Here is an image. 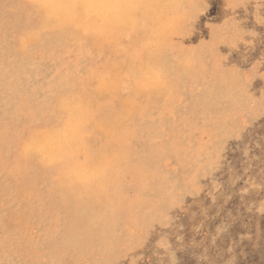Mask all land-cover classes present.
<instances>
[{
	"label": "rangeland",
	"instance_id": "1",
	"mask_svg": "<svg viewBox=\"0 0 264 264\" xmlns=\"http://www.w3.org/2000/svg\"><path fill=\"white\" fill-rule=\"evenodd\" d=\"M179 3L159 44L0 0V264H264V0Z\"/></svg>",
	"mask_w": 264,
	"mask_h": 264
},
{
	"label": "bare ground",
	"instance_id": "2",
	"mask_svg": "<svg viewBox=\"0 0 264 264\" xmlns=\"http://www.w3.org/2000/svg\"><path fill=\"white\" fill-rule=\"evenodd\" d=\"M36 1H38L41 5H44L45 8L48 9V12H50L57 20L59 19L58 20L59 23H65L68 20H71V23H72V21L73 22L76 21L82 27V29L97 32L100 34V36L103 37V39L118 40L120 37H126L128 39L130 37H134V36H138V35L142 34V35L149 37L151 40L158 42L159 44L168 43L172 40V36L173 37L175 36L177 28H178L177 27V21L179 19V14H180L179 8H180V6H182L181 3H179V0H73L72 1L73 3L72 2L67 3V2H65V0H36ZM40 4H38V5H40ZM54 22H55V20H54ZM177 38L175 37V39H177ZM179 40H181V39L179 38ZM153 74H155V73H153ZM147 78H148V76H147ZM99 79H98V81H99ZM155 80H157V76H156ZM104 82H105V80L103 82H101V83H103L102 86H104V84H105ZM145 83H147V82H145ZM152 83L153 82H151V86H152ZM155 83L157 85H159L158 84L159 82L157 83L155 81ZM154 86H156V85H154ZM97 89H99V88H97ZM125 104H126V102H125ZM64 110H66V109H64ZM82 115L83 114L81 113V116ZM79 118H80V120H78V122L83 120L81 118H84V117H79ZM75 121H73V122H75ZM68 122H70V121H68ZM76 125L78 127V124H76ZM81 125H83V124H81ZM81 125H79V128H81ZM73 127L75 128V125ZM65 128L68 129L67 125ZM65 128L63 129V127H62L63 130H65ZM74 130L75 129H73L72 132ZM55 134H57V133H55ZM76 134H75V137H76ZM44 135H48V134H44ZM51 135H52V133H51ZM70 135H72V134H70ZM41 136H40V138H41ZM52 136H54V134ZM65 136L66 135L64 134V137ZM47 137H49V139L53 138L51 136H47ZM54 137H56V136H54ZM64 137L62 139L66 138V137L65 138ZM70 138H73V137L70 136ZM34 139H35V137H33L32 141ZM45 139H44V141H46ZM62 139H60V140H62ZM66 139L63 140V141H65L64 142L65 146H62L63 143H60L58 145L62 146V148L68 146L67 143H68L69 139L68 140H66ZM32 141L30 140V144ZM44 141H43V143H44ZM37 142H39V140ZM53 142H51V143L57 145V143H53ZM60 142H62V141H60ZM75 142L76 141H74V142L72 141V143H75ZM47 143L49 144V141ZM35 144H36V140H35ZM34 145L33 146L30 145V147L31 146L34 147ZM38 145H39V143H38ZM69 145H70V142H69ZM51 146L54 147V145H51ZM30 147L25 148L26 151H28V149L29 150L33 149L32 147L31 148ZM40 147H42V146H40ZM45 149H47V148L45 147ZM50 149H51V147H50ZM54 150L57 151V149H54ZM50 151H49V153H50ZM59 151H60V149L58 150V152ZM46 153H43V154H46ZM52 153H54V152H52ZM40 154H41V152H40ZM51 156L52 155H50L49 158ZM49 158L47 157V161ZM52 158H53V156H52ZM52 158H50L49 160H51ZM53 159H55V158H53ZM41 161H42V159H41ZM44 164H46V163L44 162Z\"/></svg>",
	"mask_w": 264,
	"mask_h": 264
}]
</instances>
